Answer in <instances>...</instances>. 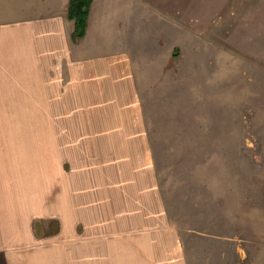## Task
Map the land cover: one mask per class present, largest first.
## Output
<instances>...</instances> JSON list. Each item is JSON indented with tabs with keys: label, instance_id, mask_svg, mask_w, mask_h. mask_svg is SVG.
I'll use <instances>...</instances> for the list:
<instances>
[{
	"label": "crops",
	"instance_id": "obj_1",
	"mask_svg": "<svg viewBox=\"0 0 264 264\" xmlns=\"http://www.w3.org/2000/svg\"><path fill=\"white\" fill-rule=\"evenodd\" d=\"M69 2L27 0L0 24V110L32 112L13 125L41 132L0 151V264H184L138 115L142 72L92 51L109 30L92 33L97 0L75 44Z\"/></svg>",
	"mask_w": 264,
	"mask_h": 264
},
{
	"label": "rangeland",
	"instance_id": "obj_2",
	"mask_svg": "<svg viewBox=\"0 0 264 264\" xmlns=\"http://www.w3.org/2000/svg\"><path fill=\"white\" fill-rule=\"evenodd\" d=\"M97 1L92 33L109 30L92 51L142 72L138 115L184 264H264V0ZM26 2L0 0V24ZM34 118L0 110V151H31L39 128L13 124Z\"/></svg>",
	"mask_w": 264,
	"mask_h": 264
},
{
	"label": "trees",
	"instance_id": "obj_3",
	"mask_svg": "<svg viewBox=\"0 0 264 264\" xmlns=\"http://www.w3.org/2000/svg\"><path fill=\"white\" fill-rule=\"evenodd\" d=\"M92 0H70L68 19L74 23L72 39L78 42L85 37Z\"/></svg>",
	"mask_w": 264,
	"mask_h": 264
}]
</instances>
